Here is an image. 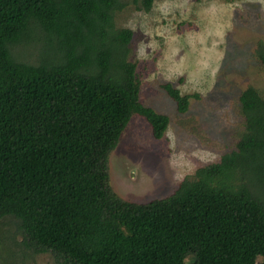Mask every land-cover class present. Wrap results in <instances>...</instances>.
I'll list each match as a JSON object with an SVG mask.
<instances>
[{
	"label": "trees",
	"instance_id": "trees-1",
	"mask_svg": "<svg viewBox=\"0 0 264 264\" xmlns=\"http://www.w3.org/2000/svg\"><path fill=\"white\" fill-rule=\"evenodd\" d=\"M126 4L0 0V220L16 218L24 245L60 264H264V96L253 86L239 95L243 132L219 161L163 198L112 190L108 156L132 115L155 138L169 121L139 99L132 31L114 23ZM34 28L40 58L19 60L12 48ZM257 54L264 63L263 45ZM163 88L180 112L197 96Z\"/></svg>",
	"mask_w": 264,
	"mask_h": 264
},
{
	"label": "rangeland",
	"instance_id": "rangeland-1",
	"mask_svg": "<svg viewBox=\"0 0 264 264\" xmlns=\"http://www.w3.org/2000/svg\"><path fill=\"white\" fill-rule=\"evenodd\" d=\"M126 1L114 23L132 31L128 60L135 64L139 99L169 121L155 138L145 118L132 115L109 153V183L121 198L147 202L169 195L198 167L235 148L244 129L241 91L253 86L264 96L257 54L264 47V0H155L149 11ZM31 35L12 54L35 63L44 34L34 28ZM167 82L182 94H197L185 112L163 88ZM0 264L60 263L27 248L18 220L8 215L0 220Z\"/></svg>",
	"mask_w": 264,
	"mask_h": 264
}]
</instances>
